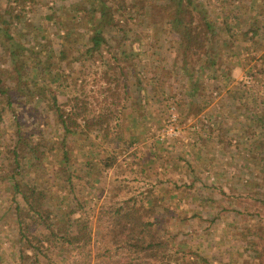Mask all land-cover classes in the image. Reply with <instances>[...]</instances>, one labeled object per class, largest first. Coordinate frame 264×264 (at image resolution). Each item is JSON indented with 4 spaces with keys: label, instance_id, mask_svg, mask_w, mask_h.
<instances>
[{
    "label": "rangeland",
    "instance_id": "374dc122",
    "mask_svg": "<svg viewBox=\"0 0 264 264\" xmlns=\"http://www.w3.org/2000/svg\"><path fill=\"white\" fill-rule=\"evenodd\" d=\"M33 1L34 4H27L25 8L28 23H34V16L42 18L51 12L52 17L66 19L64 23L74 25L78 33L88 30L86 15L91 13L88 5H79L78 9L71 6L70 12L63 14L52 9L61 4L60 0L46 5L42 0ZM65 1L70 5L77 0ZM192 1H200L206 17L216 20L217 26H222L223 16L231 13L229 22L234 25L237 21V34L253 22L259 25L257 35L250 32L243 41L230 39V54L224 53L217 59L215 80L206 77L209 71L196 64L186 70L176 55L178 36L155 28L168 26L169 17L160 9L161 0H107L115 23L108 25L110 38L115 43L125 29V45L134 40L129 52L139 55L126 68L127 85L134 97L125 101L123 111L128 132L133 135L141 132V135L138 141L122 148L110 168L101 170L92 161L91 177L98 181L87 187L90 191L87 195L93 198L88 199V212L81 209L84 213L80 211V217L93 230L94 243L100 245L94 230L98 228L104 233V239L109 238L106 231L111 210L125 202L139 207L137 212L142 219L151 221L159 239L169 244L164 258L144 259L139 264H202L200 256L210 264H251L254 248L264 247V204L260 201L264 197V171L261 170L264 164V0ZM4 3L6 0H0V5ZM142 4L144 9L140 12ZM81 7L86 10L80 11ZM241 21H245L242 26ZM15 26L12 24V31L18 40L21 33L15 31ZM41 26L46 34L42 41L52 48V63L58 67L54 73L62 77L61 70L67 73L72 66L71 52L66 45L73 43L67 37L59 40L51 23ZM58 33L68 35L69 31L63 28ZM40 40L34 37V41L26 39L23 43L30 48L36 43L35 51L43 56L38 46ZM60 43L67 52L64 59L59 56ZM110 54L104 51L103 59ZM101 61L98 57L93 63L87 62V73L76 68L71 77L73 86L85 80L83 94L90 100L104 85ZM9 64V56L0 41V69ZM110 66L114 69L115 63ZM191 71L202 77L191 76ZM51 73L45 69L43 76L54 91V85L48 80ZM193 81L203 85L204 91L190 98L186 91ZM149 82L154 85L152 89ZM137 84L141 89L134 87ZM13 97L20 105L17 96ZM101 97L102 94L98 99ZM28 106L32 107L31 112L28 107L20 106L13 111L0 99V264H17L13 257L18 245L16 202L24 206L18 195L11 200L13 178L5 149L18 135H27L30 130L36 139L57 133L51 126L50 101L41 103L40 109L36 102ZM20 115L23 119L16 121L14 116ZM24 168L39 175L35 166ZM26 178L15 175L14 179L22 182ZM248 240L253 244L247 243ZM109 244L112 249L113 245ZM118 253L121 259L118 264H127L124 261L127 250L120 248ZM129 261L135 263L132 258Z\"/></svg>",
    "mask_w": 264,
    "mask_h": 264
},
{
    "label": "trees",
    "instance_id": "16d2710c",
    "mask_svg": "<svg viewBox=\"0 0 264 264\" xmlns=\"http://www.w3.org/2000/svg\"><path fill=\"white\" fill-rule=\"evenodd\" d=\"M42 1L44 5L53 2ZM54 1L57 4V0ZM60 2L52 9L61 10L63 14L70 12L71 6L77 9L82 4L89 6L91 13L86 15L88 30L85 33H78L74 25L64 23L60 17H52L51 12L45 14L43 19L34 16V23H28L25 8L27 4H34L33 0H6L0 5V41L10 59L9 66L0 69V99H4L7 108L13 111L16 106H20L28 107L30 112L32 107L28 105L32 102H36L40 109L41 103L50 101L53 117L51 126L57 129L55 135L44 134L37 139L33 130H30L27 135H18L14 143L12 141V145L5 149V157L11 166L10 177L13 178L10 185L11 200L18 195L24 204L20 206L16 202L15 206L18 245L13 257L17 264H118L121 261L118 252L124 248L127 250L124 254L127 264H130L131 258L135 262L131 264H139L144 259L159 261L164 258L168 241L159 239L158 230L152 228V222L144 221L137 212L139 207L125 202L111 210L106 231L109 238L104 239V233L98 228L94 230L100 245L94 243L93 230L80 217V211L83 212L81 209L88 208V199L93 198V195H87L90 193L87 187L98 181L91 177L92 161L95 160L101 170H106L113 166L122 148L140 138L141 132L133 135L128 132V126H124L126 115L123 111L125 101L134 97L132 88L127 85L126 68L133 64V60H138L139 55L129 52L134 40L125 45V29H122L124 34L115 43L110 38L108 25L115 23L112 6L107 0H77L70 5L64 0ZM201 6L200 1L161 0L160 9L167 12L168 26L162 28L158 25L155 27L154 23L152 25L157 30H168L167 33L178 36L176 55L182 59L186 70L196 64L198 68L209 71L205 73L206 77L215 80L217 59L222 58L224 53L230 54V39L243 41L250 32L251 35H257L259 25L253 22L237 34V21L233 22L234 25L229 22L231 13H226L222 18V26H217V21L208 19ZM139 9L141 12L144 4ZM79 10L86 9L81 7ZM45 22L56 28L59 40L67 37L73 43L66 45L71 52L72 66L67 73L61 70L62 77L54 73L58 67L52 63V48L42 41L46 34H43L44 27L41 24ZM241 22L242 26L245 21ZM14 23L15 31L21 33L18 40L12 31ZM29 25L32 27L29 28ZM63 28L69 31L68 35L58 33ZM34 37L41 39L38 46L44 52L43 56L35 51L36 43L31 48L24 44L26 39L34 41ZM59 46V56L64 59L67 52L61 43ZM104 51L111 53L106 59H103ZM98 57L104 65L101 76L104 85L90 100L89 96L83 94L85 80L81 79L77 86H73L71 77L76 68L87 73V62L93 63ZM112 62L115 63L114 69L110 66ZM45 69H49L50 73L53 69L48 80L54 85V91L43 76ZM191 72V76H196V71ZM198 75L202 77L200 73L196 77ZM149 81L153 82V79ZM150 84L152 89L154 85ZM134 87L141 89L140 84ZM203 91L204 86L193 81L186 94L193 98L202 95ZM100 94L102 97L98 99ZM13 95L17 96L20 105L13 101ZM14 119L22 120L23 115L14 116ZM15 125L18 127L17 123ZM103 145L109 149L104 150ZM24 166H35L39 175L25 171ZM261 170L264 171V164H261ZM15 175L27 178L19 182L14 179ZM260 199L264 204V197ZM108 243L113 245L112 249ZM247 243L253 244V241L248 240ZM252 253L251 264H264V247H256ZM200 260L202 264H210L204 257L200 256Z\"/></svg>",
    "mask_w": 264,
    "mask_h": 264
}]
</instances>
